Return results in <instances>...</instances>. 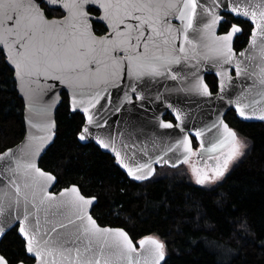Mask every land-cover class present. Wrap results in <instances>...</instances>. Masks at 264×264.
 <instances>
[{
	"label": "snow or ice",
	"instance_id": "6c2138e0",
	"mask_svg": "<svg viewBox=\"0 0 264 264\" xmlns=\"http://www.w3.org/2000/svg\"><path fill=\"white\" fill-rule=\"evenodd\" d=\"M57 9L60 15L50 18ZM241 36L247 47L237 52ZM0 49L28 110L24 146L0 152V238L15 227L23 258L14 262L0 253V264H166L168 244L160 235L136 239L124 227L101 225L91 214L97 197L76 183L53 190L59 178L40 161L56 136V105L80 116L75 140L110 150L130 180L150 181L156 165L182 164L205 191H214L247 148L222 113L193 137L186 114L166 104L177 123L161 113L158 127L177 128L182 136L140 159L118 150L110 131L98 132L108 127L102 113L136 107V101L144 107L153 87L170 80L176 91L215 95L240 118L264 121V0H0ZM209 69L213 84L205 79ZM112 89L123 92L115 105ZM213 129L206 146L205 133Z\"/></svg>",
	"mask_w": 264,
	"mask_h": 264
},
{
	"label": "trees",
	"instance_id": "16d2710c",
	"mask_svg": "<svg viewBox=\"0 0 264 264\" xmlns=\"http://www.w3.org/2000/svg\"><path fill=\"white\" fill-rule=\"evenodd\" d=\"M60 12L57 9L50 17ZM246 43L247 37L241 36L236 50ZM205 79L213 84L216 77L206 74ZM61 96L66 102L65 91ZM164 117L173 120L170 113ZM224 119L249 147L212 186L214 191L195 185L182 164L156 166L150 181L130 180L111 154L93 142L75 140L80 116L70 113L65 103L56 109V136L40 165L58 176L54 191L76 183L96 196L91 213L101 225L124 227L136 239L160 235L168 244L166 264H264V122L240 120L233 109ZM23 135V101L0 49V152ZM197 145L193 139V147ZM20 248L13 227L0 239V253L15 262L23 258L22 253L17 255Z\"/></svg>",
	"mask_w": 264,
	"mask_h": 264
},
{
	"label": "water",
	"instance_id": "95a60500",
	"mask_svg": "<svg viewBox=\"0 0 264 264\" xmlns=\"http://www.w3.org/2000/svg\"><path fill=\"white\" fill-rule=\"evenodd\" d=\"M174 23H178V22L174 21ZM246 47H247V43L238 51L237 50L236 51L237 52L242 51ZM8 65L13 70V76L15 79L14 67L10 64ZM206 74L214 75V70L209 69L205 72V75ZM233 75H235L234 72ZM176 87H177L176 82L170 80H162L153 87L150 93L149 101L145 102L144 107H140V102L136 101V107L125 104L123 109L115 114H110L111 109L109 107V111L102 113V115L108 120V127L99 129L98 132L102 135H106L110 131L111 135L116 138L117 149L122 151V153L127 152L128 155L131 156L132 153L135 152L136 153L135 158L140 159L142 156V152L147 151L149 155L155 157L157 154L161 153L162 150L166 149L168 145L174 143L176 139L182 136V133H180L179 129L177 128L162 129L158 127V120L156 119V117L160 116L161 113H163V116L161 117L162 119L166 121H171L173 124L177 123L175 121L174 115L171 113V109H168L166 107V104L170 103L174 107L181 109L186 114L185 124L187 126V129L191 130L188 134L192 135L193 137L196 129L204 128L206 125H210L213 121H215L218 118V114L222 113L224 119V115L228 110L233 109L235 111L234 106L228 105L226 102L218 100L215 97V95L211 98L199 97L196 95H191L184 92L176 91L175 90ZM16 88L19 96L23 101L24 135L18 143L9 147L12 149L23 147L26 140V136L28 134V126L25 120V117L28 114L26 102L23 94L19 90L17 82H16ZM58 91L62 92L66 90H64L63 88H59ZM111 91H112L113 105H115L119 101V99L123 97V92L120 89H112ZM157 94H159L161 97L158 100L156 99ZM101 103L104 104L105 102L101 101ZM58 105H56L55 109L52 112V118L55 121H56V109ZM166 113H170L171 116L173 117V120L166 119L164 117ZM235 114L240 120L243 121H261L258 119L244 120L238 116L236 111ZM34 119H39V117H34ZM118 132L122 133L123 137L118 135ZM214 135H215V129H213V132L211 133L208 132L205 133L204 139L206 146L208 145V142L211 140V138ZM89 142H93L94 144H96L94 140L85 141L81 143H89ZM121 142L127 145H135V147L122 148ZM197 143L199 144L198 141ZM51 144H49L46 147L45 151ZM100 149L104 152L111 154V156L114 157V154L110 150L102 149V148ZM43 154L44 153H42V155ZM169 155H173V154L170 153ZM103 226H110V225H103ZM30 264H33V262Z\"/></svg>",
	"mask_w": 264,
	"mask_h": 264
},
{
	"label": "rangeland",
	"instance_id": "374dc122",
	"mask_svg": "<svg viewBox=\"0 0 264 264\" xmlns=\"http://www.w3.org/2000/svg\"><path fill=\"white\" fill-rule=\"evenodd\" d=\"M239 137L247 142V148L245 149V152H246L247 149H248V147H249V142H248V140H247L246 138L241 137V136H239ZM194 148H195V147H194ZM198 148H199V144L197 145L196 149H198ZM245 152H244V153H245ZM241 157H242V156H241ZM241 157H240V158H241ZM240 158H239V159H240ZM193 159L195 160L196 158H193ZM239 159H238V160H239ZM238 160H236V161H234L232 164H230L228 171L230 170V168H231V167H232V166H233ZM184 166H185V169L187 170V166H186V165H184ZM228 171H227V172H228ZM227 172H226V173H227ZM226 173H225V174H226ZM188 174H189V173H188ZM189 176H190V174H189ZM224 176H225V175H224ZM190 178H191V177H190ZM191 180L194 182V180H193L192 178H191ZM215 245H217L218 247H220V245L217 244V243H216ZM216 248H217V247H216ZM220 248H221V247H220Z\"/></svg>",
	"mask_w": 264,
	"mask_h": 264
},
{
	"label": "flooded vegetation",
	"instance_id": "af4514ba",
	"mask_svg": "<svg viewBox=\"0 0 264 264\" xmlns=\"http://www.w3.org/2000/svg\"><path fill=\"white\" fill-rule=\"evenodd\" d=\"M52 17H53V16H52ZM196 147H197V146H196ZM196 147H195V148H196Z\"/></svg>",
	"mask_w": 264,
	"mask_h": 264
}]
</instances>
